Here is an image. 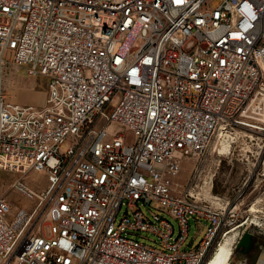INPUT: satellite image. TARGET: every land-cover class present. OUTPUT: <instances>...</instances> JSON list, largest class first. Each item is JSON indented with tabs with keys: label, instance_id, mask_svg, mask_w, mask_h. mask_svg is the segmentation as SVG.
Returning a JSON list of instances; mask_svg holds the SVG:
<instances>
[{
	"label": "built area",
	"instance_id": "obj_1",
	"mask_svg": "<svg viewBox=\"0 0 264 264\" xmlns=\"http://www.w3.org/2000/svg\"><path fill=\"white\" fill-rule=\"evenodd\" d=\"M6 66L50 79L44 105L7 97ZM241 130L264 135V0H0V172L38 200L13 216L0 195V264H204L230 203L173 185Z\"/></svg>",
	"mask_w": 264,
	"mask_h": 264
},
{
	"label": "rangeland",
	"instance_id": "obj_2",
	"mask_svg": "<svg viewBox=\"0 0 264 264\" xmlns=\"http://www.w3.org/2000/svg\"><path fill=\"white\" fill-rule=\"evenodd\" d=\"M213 6H217L216 1ZM4 72V90L11 101L44 105L50 85L49 78L29 77L24 69L18 71L11 66H6ZM107 112L111 113L112 107ZM238 132L237 138L232 135L234 138L231 139L228 154L221 153L222 143L227 137L220 136L214 139L202 161L186 160L173 185L177 197H182L186 190L194 188L195 195L201 191L211 193L210 196H220L230 203V219L235 221L237 229L224 239L219 238L216 251L207 257L204 264H210L222 247L233 253L230 264H264V135L246 130ZM19 177V174L0 172V195L10 202L13 216L21 210L34 211L38 201L26 198L12 187ZM25 179L37 194H41L48 186L47 176L43 172L31 171ZM47 208L48 202H45L34 216L30 225L31 233H36L39 225H45ZM142 209L152 220L151 211L155 210L145 206ZM168 220L174 226V237L177 238L179 224L171 217ZM190 222V241L196 238L195 244L198 245L204 237V229L196 224L195 219L192 218ZM245 230L253 234L254 247L248 251L236 247ZM141 241L156 248L162 244L161 239L151 233H144Z\"/></svg>",
	"mask_w": 264,
	"mask_h": 264
},
{
	"label": "bare ground",
	"instance_id": "obj_3",
	"mask_svg": "<svg viewBox=\"0 0 264 264\" xmlns=\"http://www.w3.org/2000/svg\"><path fill=\"white\" fill-rule=\"evenodd\" d=\"M230 148H231V138H226L222 143L221 153L228 154L229 153L228 151L231 150ZM232 254L233 253H231L228 249L222 247L210 264H230V259L232 257Z\"/></svg>",
	"mask_w": 264,
	"mask_h": 264
},
{
	"label": "water",
	"instance_id": "obj_4",
	"mask_svg": "<svg viewBox=\"0 0 264 264\" xmlns=\"http://www.w3.org/2000/svg\"><path fill=\"white\" fill-rule=\"evenodd\" d=\"M253 247V234L247 230L239 241L237 248H243L245 251H248Z\"/></svg>",
	"mask_w": 264,
	"mask_h": 264
}]
</instances>
